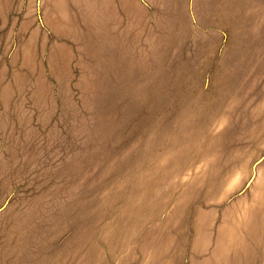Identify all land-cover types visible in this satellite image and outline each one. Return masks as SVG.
<instances>
[{"label": "rangeland", "instance_id": "1", "mask_svg": "<svg viewBox=\"0 0 264 264\" xmlns=\"http://www.w3.org/2000/svg\"><path fill=\"white\" fill-rule=\"evenodd\" d=\"M0 264H264V0H0Z\"/></svg>", "mask_w": 264, "mask_h": 264}]
</instances>
